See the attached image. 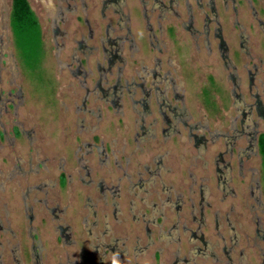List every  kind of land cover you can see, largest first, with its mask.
I'll return each instance as SVG.
<instances>
[{
  "label": "rangeland",
  "instance_id": "374dc122",
  "mask_svg": "<svg viewBox=\"0 0 264 264\" xmlns=\"http://www.w3.org/2000/svg\"><path fill=\"white\" fill-rule=\"evenodd\" d=\"M28 2L40 26L38 56L24 63L10 28L1 41L9 55L0 63V225L10 233L0 232V264H16L14 256L19 263L32 264L30 227L44 242L41 264H111L114 251L119 264H174L177 254L184 260L179 264H264V242L254 240L253 214L258 212L264 226V210L252 211L258 205L249 197L254 173L261 179L263 164L248 151L253 131L264 133V0H177L173 11L179 17L167 13L163 19L159 4L149 13V0V23L140 0H124L128 25L113 5L103 14L101 0H74L75 11L57 24L65 33L58 39L63 46L60 68L50 27L57 15L53 0ZM162 4L169 5V0ZM10 5V0H0V35L9 24ZM186 22H192L195 36L186 30ZM147 23L154 34L152 45ZM216 32L229 61L219 54ZM125 36H132L138 47L133 57L129 43L117 39ZM83 41L92 48L88 57L79 47ZM110 41L117 45L111 47ZM119 48L125 60L122 81L139 84L141 65L152 67L157 59L160 75L168 73L183 83L189 126H200L203 117L207 123V131H192L203 135L204 146L196 147L182 125H177L179 134L163 137V115L170 106H182L171 93L166 94L167 108L150 101L143 125L154 140L139 130L128 92L118 105L104 102L95 86L100 78L99 87L115 84L117 65L108 68L104 57ZM15 69L25 102L14 118L11 104L16 100L9 103V93ZM140 91L134 90L136 99ZM222 162L229 171L223 169L221 175L229 178L233 190L223 201L215 172ZM101 187L107 190L102 193ZM200 194L208 203L201 230L206 250L191 235L200 216L190 212V200L198 202ZM167 198L165 212H151V205ZM179 198L182 212H175L171 206ZM50 209L70 228L73 244L57 247L51 220L56 212ZM6 241L19 247L13 258Z\"/></svg>",
  "mask_w": 264,
  "mask_h": 264
},
{
  "label": "trees",
  "instance_id": "16d2710c",
  "mask_svg": "<svg viewBox=\"0 0 264 264\" xmlns=\"http://www.w3.org/2000/svg\"><path fill=\"white\" fill-rule=\"evenodd\" d=\"M10 1H11V5H10V8L8 10V12H9V19H8L9 24L6 23L2 27L1 30L4 32V34L0 35V42L2 41L3 36L4 37L7 36L8 30H9L8 28H10L11 32L13 33L15 43H16L18 49L21 51V55H22L21 57L24 60V63L28 64L31 59H33L34 57H37L38 54L40 53V51H38L41 48L40 26H39L37 19L34 16V13H33V11H32L27 0H10ZM152 1H153V3H152V7L150 8L151 10H148V11H149V13H152L155 9H157L156 5L159 4L158 5L159 9H161V12H162L158 16L159 19H163L165 17L164 15H166L167 13L168 14L170 13L171 16L176 15V17H179V15H177L176 12L173 11V7H176V8L178 7L177 0H169V5L162 4L163 2H158L160 0H152ZM109 2L103 3L101 5V12L104 14V12L107 9H109V7H111L113 5L115 7L113 12L118 17H120L121 19L124 18L126 24L128 25V15L124 14V12H123L124 9L126 8V4H125L124 0H113V1L109 0ZM141 6H142V9L144 11V19L148 22L150 16H149V14H146L147 9H146L145 3L142 2ZM148 23H147L146 29L148 31H150L149 39H150V43L152 45L153 41H154V34L151 33L150 26ZM191 23L192 22H186V23H184V25L186 26V30L189 31L190 36H195L196 31L194 30ZM50 27H51V34H52V38H53V43L55 44L54 57L57 60L58 66L60 68L61 66H64V64H62V62L59 59L60 53L62 52V49H63L62 48L63 46H62V44L58 43V39L65 38V33H63L60 30L58 25L55 24L53 22V20L50 24ZM129 34H130V32L128 31V35ZM89 38H92L91 34L89 35ZM117 39L118 40L122 39V41L124 40L125 42L129 43V48L131 50V57H133L138 52V47L134 43L132 36L128 37V38H127V36H125V37L117 38ZM85 42H86V40H85ZM85 42L83 41L82 44H79L80 45L79 47L82 51L84 49H86V51H88L85 54V56L88 57L92 54V48L84 47ZM0 44H2V42ZM110 44H111V47L113 45H117L116 43H114L112 41H110ZM6 50H7L6 44H4V45L2 44L1 48H0V63L2 62L4 64L5 59L8 58L9 54L6 53ZM37 51H38V54H37ZM120 53H121V49L119 48L118 51L116 50V52H113V50H112L110 57H108L106 55L104 57L105 62L108 63V68L111 69V68L115 67V65H117V69H118L115 84L109 85L105 88L99 87L100 86L99 82L101 81L102 78H100V80H98L96 83L95 87L96 88L98 87L97 89H99L101 91V93L103 95L102 99H105L104 102H106L107 104H110L112 106L118 105L120 102V97H121L122 93L128 92L130 100H132V102H131L132 108H133L134 112L139 116V118L137 119V122H141L140 123L141 125L139 126V130H141V133L143 134V136H147L146 135L147 132L148 133H150V132L148 129H146L144 127L143 121L146 117H148L150 115V101H151V99L154 98V101L157 104H159V107L160 106L166 107V105L170 106V104L166 101V98H167L166 94H167V92L171 93L172 100L175 101L176 103H181L182 106L180 108H177L174 105L170 106V108L167 110V113L165 114V116L163 115L164 111L161 110V108L159 109L160 114L163 115V125L165 126L162 130L163 137H167V139H168L169 137H172L175 134H179L178 129H177V125L178 126L182 125L184 128L186 127L189 131L187 136L194 138L196 147L204 146L206 141L203 138V135H196L195 132H192V131L195 129H196V131H200V132L201 131H204V132L207 131V129H208L207 123L203 117V122H202V124H200V126H198V125L189 126L190 117H189V114L186 112V110L183 106V102H184L183 83L181 81L176 82V80L169 77L168 73L165 76L160 75V68H161L160 61L155 59V60H153V66L152 67H147V66L139 64L142 67L141 71L138 72V76H137L139 79V84H135V83L128 84V82H126L125 80L122 81V79H123V77H122V66H124L125 60H124V58L120 57ZM221 57L224 61H227V60L229 61L227 52L223 51L221 53ZM12 74H13L12 75L13 77H12V80L10 82V86L14 90H12V92L9 93V97H11V99L9 100L10 101L9 103H12L11 102L12 100L13 101L16 100V102H14V104H11V107L13 110L12 115L15 118L17 116L18 109L25 102V97H24L22 89L16 85V79L18 76L17 70L15 69ZM161 85L164 86V90H160ZM137 88H139L140 90L142 88V91H140L141 93H140V96L138 99H136L135 94H134V90ZM159 93H162V95H159ZM84 101H85V99H84ZM87 111L88 110H86V112ZM89 113L92 114L91 111H89ZM168 113H169V115H168ZM169 130L174 131V134L168 135L167 132ZM28 134H31V132H29ZM221 135H222V133L219 131L215 134V137H217V139H218V137H220ZM154 138H155L154 134H151L149 136L150 140H154ZM251 138H252V140H251ZM252 147H254L253 150H251ZM248 151L252 152L251 153L252 155L258 154L260 156V158L262 160V164H263V172H262L261 179H259L257 177L258 174L254 173L255 174L254 175L252 173L254 176L252 178L251 185L249 187V197L252 201V204L258 205L257 209L255 207L253 208V206H252V208H251L252 211L258 210V211H260V213H263L264 203L262 201V197L264 196V133H259L256 130L253 131V134L250 137V148ZM98 152L102 153V149L99 148ZM80 160H82V157L80 158ZM84 167L85 166H83V168ZM221 174H222V172H221ZM221 174H218V177ZM225 178L226 177H224V176H222L221 178H218V182L216 185L217 189H219V191H221V193L224 195L223 199L228 195L229 196L232 195V193H233V190L229 187V183H230L229 178H227L226 180H225ZM47 187H48V189H52L54 187V185L48 184ZM226 193H228V194H226ZM180 197L182 199V196H180ZM181 199L179 198L176 201H174V206H171L172 209H179L180 210L182 208V204H181L182 200ZM190 202L192 205L190 212H193V215H195V213L199 212V216H200L199 220L197 221L196 230L191 231L192 232L191 235H192L194 241L200 242V244L205 246V250H206L207 249L206 241L204 240L203 235L201 233L202 228L205 227V222H204V218H203L202 213H203L204 209H206L208 207V203L206 202V196L203 194H200L198 202L195 203V201L193 202V200H190ZM176 206L179 208H176ZM147 208H148V206H147ZM52 212H54V211H52ZM56 212H58V211H56ZM133 212H134V210H133ZM151 212H156V211L153 210ZM257 213L258 212H253L254 218H255V221H254V223H255V238H254V240L256 242L257 241L264 242V226L260 220V217L256 215ZM51 220L53 221V223L56 224V226H58L60 224L63 226L65 225V224H63L62 218L59 217V215H57V213L51 216ZM151 224L152 225H159V223H157V222L151 223ZM69 232H70L69 229H67L61 233L58 231L56 232L57 237L61 242L60 243L61 247H64L66 245H71L70 238H69L70 237ZM37 244H39V243L37 242ZM257 248H259V246H257ZM34 250L39 252V250H41V249L37 247ZM114 253H115V251H114ZM225 254L227 255V257H230L229 252L226 251ZM183 261L184 260L180 259L179 255L177 254L175 256L173 263L179 264ZM31 262H32V264H36V259L33 258ZM228 263H229V261H228Z\"/></svg>",
  "mask_w": 264,
  "mask_h": 264
},
{
  "label": "flooded vegetation",
  "instance_id": "af4514ba",
  "mask_svg": "<svg viewBox=\"0 0 264 264\" xmlns=\"http://www.w3.org/2000/svg\"><path fill=\"white\" fill-rule=\"evenodd\" d=\"M28 1V0H27ZM113 1V0H112ZM198 2H199V0H197ZM73 2H74V0H53V10H55L56 12V14L57 15H55L54 17H52V20H53V22L55 23V24H59L58 22H63V21H65V17H64V15L66 14V13H69V14H71L72 12H74L75 11V8L73 7ZM107 2H109V0H101V4H103V3H107ZM142 2H144L145 3V6H147L148 5V3H149V0H140V4H142ZM158 2H163V0H160V1H158ZM29 3V2H28ZM110 3V2H109ZM30 5V4H29ZM212 9L214 10V8L212 7ZM52 10V11H53ZM216 31V30H215ZM220 33V32H219ZM217 36V37H216ZM215 37H216V39L219 41L218 43V51H219V54L221 55V53L223 52V51H225V52H227L228 53V49H227V46H226V44H225V42L222 40V37H221V35L220 34H218L217 32H216V34H215ZM220 37V38H219ZM251 80H253V78L251 77L250 78ZM253 83V81H251V84ZM250 84V85H251ZM252 87H254V86H252ZM254 88H256V87H254ZM255 98H256V103L257 104H259L260 103V101H259V97H258V94H256V96H255ZM251 140H252V138H251ZM252 146V145H251ZM254 149V147H252L251 148V150H253ZM249 150V149H248ZM220 156H221V154H220ZM223 161V160H222ZM241 162V160L239 161V163ZM223 163V165H219V166H216V169H215V172H216V180H217V182H218V178H221L222 176L220 175L219 177H218V174H221V172H222V170L223 169H226V170H228L229 171V165H228V163H225V162H222ZM104 190H107V188H103V187H101V192L103 193L104 192ZM218 190V192L221 194V199H222V201L223 200H225V199H223V197H224V195L221 193V191H219V189H217ZM117 191L118 190H116V193H117ZM43 192H45V190H43ZM232 192V191H231ZM226 194H228V193H226ZM102 196V195H101ZM100 196V197H101ZM114 197H115V194L113 195ZM229 196V195H228ZM228 196H226V197H228ZM199 199V198H198ZM193 202H194V200H193ZM144 204V203H143ZM170 205V199L169 198H167V199H164V200H161L158 204H154V205H151V206H153L154 208H155V210L154 211H156V212H165V210H167V207ZM144 206H145V209L147 208V206L148 205H145L144 204ZM178 206V205H177ZM176 206V208H179V207H177ZM148 208H149V206H148ZM51 211L50 212H52V211H54V212H56L55 210H53V209H50ZM175 210V209H174ZM134 211H137V212H143L144 211V208L143 209H138V210H135L134 209ZM146 211V210H145ZM175 212H182V210L180 209H176V211ZM56 213H58V212H56ZM54 236H55V242L57 243V247L58 248H60L61 247V245H60V240L58 239V237H57V234H56V232L58 231V232H63V231H65V230H67V229H69L70 230V228L68 227V226H63V225H58V226H55L54 228ZM0 232H2V233H7V234H9L10 232H9V230L7 231V229H4V228H2L1 227V225H0ZM71 233V234H70ZM69 235H70V243L71 244H73V240H72V232H71V230H70V232H69ZM27 237H28V241H29V244H28V255H29V262L31 263V261H32V259L33 258H35L36 259V264H41V259L43 258L42 256H41V254H43V252H44V242L42 241V236H41V234L39 233V232H37V230H34V228H29V230H27ZM111 241H113V242H118L119 240H111ZM37 242L39 243V244H37ZM115 245L114 246H116V243H114ZM0 245H1V243H0ZM110 245V244H109ZM1 247V246H0ZM6 247H11L9 250H10V254H11V257H12V254L14 255V252L16 251V253L18 252V249H19V247L17 246V244L15 245V246H10V243L8 242V241H6ZM40 248L41 250H39V252H37L36 250H34V249H36V248ZM62 248V247H61ZM109 250H114V249H109ZM13 258V257H12ZM14 261L16 262V264H22V262H20L19 263V261H17V259L15 258V256H14ZM2 264V263H1ZM14 264V263H13Z\"/></svg>",
  "mask_w": 264,
  "mask_h": 264
},
{
  "label": "clouds",
  "instance_id": "9594fccd",
  "mask_svg": "<svg viewBox=\"0 0 264 264\" xmlns=\"http://www.w3.org/2000/svg\"><path fill=\"white\" fill-rule=\"evenodd\" d=\"M111 264H119V257L118 254H113V259L111 260Z\"/></svg>",
  "mask_w": 264,
  "mask_h": 264
}]
</instances>
